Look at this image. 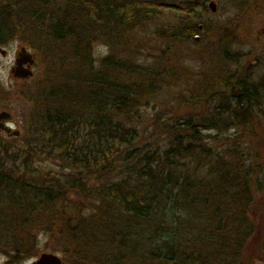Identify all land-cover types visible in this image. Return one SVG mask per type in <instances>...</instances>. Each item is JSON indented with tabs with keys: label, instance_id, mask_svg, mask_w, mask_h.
I'll return each mask as SVG.
<instances>
[{
	"label": "trees",
	"instance_id": "obj_1",
	"mask_svg": "<svg viewBox=\"0 0 264 264\" xmlns=\"http://www.w3.org/2000/svg\"><path fill=\"white\" fill-rule=\"evenodd\" d=\"M208 1L0 0V46L30 18L49 28L35 30L32 44L69 45L77 68L73 84L37 95L24 149L13 151L12 138L0 133V246L15 256L30 250L50 220L45 232L63 245L53 251L70 249L85 263L262 258L253 246L264 249V191H258L264 167L255 147L258 140L264 149V115L253 111L264 104V75L258 85L246 79L231 85L233 101L222 98L210 114L217 81L193 72L197 92L189 100L199 110L190 117L152 115L150 134L142 126L162 92L180 87L174 63L182 44L201 46L210 32L200 23ZM165 9L181 11L179 23L156 30L158 40L172 42L151 55L141 35ZM93 41L109 47L96 63ZM40 155L61 161L60 170L39 169Z\"/></svg>",
	"mask_w": 264,
	"mask_h": 264
},
{
	"label": "rangeland",
	"instance_id": "obj_2",
	"mask_svg": "<svg viewBox=\"0 0 264 264\" xmlns=\"http://www.w3.org/2000/svg\"><path fill=\"white\" fill-rule=\"evenodd\" d=\"M167 1L175 5H181V3H186L189 0ZM211 1L207 2L208 10L202 13L203 18L200 21L210 32L203 38L201 46L196 45L197 43L194 45L192 42L182 44V50L179 52L182 58L174 63L180 71V87L162 92L161 98L163 100L160 99L159 101L161 104L145 112L148 113V116L142 126L148 128L149 134L153 132L150 125L153 123L151 120L152 115L161 113V116L166 118L187 115L190 117L199 110L193 104L194 100H189V97L197 92L196 86H193L195 84V78L191 74L193 72L196 74L204 72L217 81L216 89L212 86L209 91L210 97L216 94L219 95V97L210 101L211 107L208 110L210 114H213L218 108L222 98L228 100V102L233 101V99H230L235 96V93L232 91L231 85L234 87V83L239 80L246 79L253 85L262 83L261 79L264 75V0H213L216 3L215 11L210 7ZM34 7H37V5L35 4ZM180 15L181 11L165 9L157 20L159 23L152 24L151 29L146 33H142V38H148L146 45L147 48L151 49L149 54L158 56L157 53L172 42L162 37L158 40L159 37H155V32L161 27H170L172 23L178 24L177 21ZM35 24L36 22L30 18L26 22H20L21 27L15 31L16 36L10 39L8 44L0 46V111H10L16 123L15 126H11L21 130L19 137L12 138L9 141V145L12 146L15 152H18L21 148L24 149V137L28 134L30 122L38 112L36 97L39 92L48 86L51 88L64 83V85L73 84L72 76L77 72V68L70 63L72 61V49L69 45L53 42L51 48L48 49L43 44L46 41H42L43 49H39L32 44L35 30L39 28H44L45 31L49 30L48 24L43 25V27H37ZM197 39L202 38L197 37ZM22 45L30 49L36 62L32 77L17 80L13 77L11 69L15 65L16 53ZM90 49L91 57L95 60V63L96 57H103L109 52L107 45L102 42L96 43V41L91 43ZM225 50L228 51L227 55ZM170 58L173 59V57ZM222 58H227V60H222ZM226 68L228 75L225 76L224 71ZM227 80L229 86L225 85ZM46 90L49 91V89ZM258 91L262 97L261 86H258ZM256 113L264 115V104L253 111V114ZM253 127L252 125L251 128ZM261 129L264 131V127H261ZM209 132L211 134L216 133L214 130H207V133ZM262 143L257 140L255 147L256 151L259 150L261 153L259 157L263 162L260 164L264 167ZM37 159H40V161L36 160V165L41 170L56 172L61 168V161L54 158L40 155V158ZM19 163L18 161L17 164L19 165ZM262 185L263 187L258 191H264V181ZM49 224H51L50 220L45 221L43 226L35 232L34 246L28 251L21 252L18 256H15L8 247L0 246V258H3V264H32L43 252L58 253L67 264L94 263H85L73 258L74 254L70 252V249L67 253L53 251L52 247L58 246V249L62 250L63 245L61 240L55 241L53 234L45 232L44 227H48ZM261 225L264 231V220ZM262 245L256 243L253 246V248L255 247L254 250L258 251L262 257L254 260L256 264H264ZM250 257L247 256L246 264L251 263Z\"/></svg>",
	"mask_w": 264,
	"mask_h": 264
},
{
	"label": "water",
	"instance_id": "obj_3",
	"mask_svg": "<svg viewBox=\"0 0 264 264\" xmlns=\"http://www.w3.org/2000/svg\"><path fill=\"white\" fill-rule=\"evenodd\" d=\"M210 7L215 11V1L210 2ZM35 58L27 46L22 45L16 53L15 65L11 69L13 77L17 80H25L34 75L33 66ZM13 115L10 111H0V132H6L8 137H19L21 130L8 125L7 121H12ZM32 264H67L61 255L54 252L41 253Z\"/></svg>",
	"mask_w": 264,
	"mask_h": 264
},
{
	"label": "flooded vegetation",
	"instance_id": "obj_4",
	"mask_svg": "<svg viewBox=\"0 0 264 264\" xmlns=\"http://www.w3.org/2000/svg\"><path fill=\"white\" fill-rule=\"evenodd\" d=\"M8 124H9V125H14V126H15L16 123H15V121H14V118L12 119V121H8ZM0 133L3 134V133H5V132H0Z\"/></svg>",
	"mask_w": 264,
	"mask_h": 264
},
{
	"label": "clouds",
	"instance_id": "obj_5",
	"mask_svg": "<svg viewBox=\"0 0 264 264\" xmlns=\"http://www.w3.org/2000/svg\"><path fill=\"white\" fill-rule=\"evenodd\" d=\"M0 264H3V258H0Z\"/></svg>",
	"mask_w": 264,
	"mask_h": 264
}]
</instances>
